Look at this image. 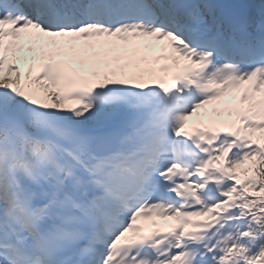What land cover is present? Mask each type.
<instances>
[{"label": "snow or ice", "instance_id": "obj_1", "mask_svg": "<svg viewBox=\"0 0 264 264\" xmlns=\"http://www.w3.org/2000/svg\"><path fill=\"white\" fill-rule=\"evenodd\" d=\"M0 264H264V0H0Z\"/></svg>", "mask_w": 264, "mask_h": 264}, {"label": "bare ground", "instance_id": "obj_2", "mask_svg": "<svg viewBox=\"0 0 264 264\" xmlns=\"http://www.w3.org/2000/svg\"><path fill=\"white\" fill-rule=\"evenodd\" d=\"M108 38V37H107ZM108 39H110V40H116V38H114V37H112V38H108ZM155 41V40H154ZM117 43L120 45V47L118 48V49H116V50H118L119 52L118 53H114L115 55L114 56H120V57H122V59H123V64L124 63H127V62H129V61H131V62H133V63H136V62H139L136 58L134 59V60H132L131 59V53H129L127 56L126 55H124L123 54V52H122V47L123 46H127V45H125L124 44V42H122V41H117ZM164 42H162L161 44H160V42L158 43V42H155L154 43V46L156 47V45L158 46V45H161L162 46V44H163ZM149 48H151V47H149ZM112 56H113V54H112ZM128 57V58H127Z\"/></svg>", "mask_w": 264, "mask_h": 264}, {"label": "rangeland", "instance_id": "obj_3", "mask_svg": "<svg viewBox=\"0 0 264 264\" xmlns=\"http://www.w3.org/2000/svg\"><path fill=\"white\" fill-rule=\"evenodd\" d=\"M107 38V37H106ZM104 40H106V39H104ZM107 40H108V38H107ZM146 40H147V42L149 43H154L155 41V38H146ZM154 41V42H153ZM131 46V48H133V45H130ZM128 49V47H126V46H124L123 47V51H126ZM119 51L118 50H114L113 51V53H118ZM121 64H122V62H121V60L119 61ZM227 99H230V97H228ZM166 222H168V221H166Z\"/></svg>", "mask_w": 264, "mask_h": 264}]
</instances>
